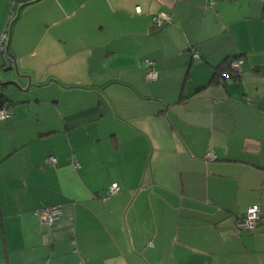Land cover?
<instances>
[{"label":"crops","instance_id":"crops-1","mask_svg":"<svg viewBox=\"0 0 264 264\" xmlns=\"http://www.w3.org/2000/svg\"><path fill=\"white\" fill-rule=\"evenodd\" d=\"M7 23L0 264H264V0H0Z\"/></svg>","mask_w":264,"mask_h":264},{"label":"built area","instance_id":"built-area-1","mask_svg":"<svg viewBox=\"0 0 264 264\" xmlns=\"http://www.w3.org/2000/svg\"><path fill=\"white\" fill-rule=\"evenodd\" d=\"M216 0H205L207 5L212 6ZM135 11L140 13V8H136ZM14 16V13H11V18ZM10 19V17H9ZM171 18L165 14H157L152 17V25L154 28H161L165 23H168ZM9 32L10 24L7 23L2 34L0 35V56L5 61L6 66H13L14 60L8 55L7 44L9 41ZM243 61L242 59H236L230 63L229 69L223 73L224 80H232L239 78ZM145 66L150 69L147 71L145 78L147 81L157 80V73L154 70H151L152 63L150 61H145ZM1 94V90H0ZM10 104L4 102L0 105V121H4L10 117ZM206 160H214L215 156L211 153H207L205 156ZM49 164L55 165L56 158L50 157L48 159ZM73 168H78L77 163L72 164ZM119 193V187L117 184H111L107 191L105 192V197H112ZM63 208L60 205L51 206L48 208L41 209L36 212V217L38 220L47 228H53L62 216ZM262 221L261 210L258 205H253L249 207L246 211V214L237 220L236 227L239 230L254 231L256 230ZM148 246H152V242L148 243ZM79 264H85L80 261Z\"/></svg>","mask_w":264,"mask_h":264},{"label":"trees","instance_id":"trees-1","mask_svg":"<svg viewBox=\"0 0 264 264\" xmlns=\"http://www.w3.org/2000/svg\"><path fill=\"white\" fill-rule=\"evenodd\" d=\"M236 59H229L227 62H224L221 64L219 67L215 69L214 75H213V82L220 83V82H225L226 80L223 79V73L226 72L229 69L230 63ZM4 102H7L4 100L2 95L0 94V105ZM75 163V162H74ZM63 208V207H62ZM261 224V223H260Z\"/></svg>","mask_w":264,"mask_h":264},{"label":"water","instance_id":"water-1","mask_svg":"<svg viewBox=\"0 0 264 264\" xmlns=\"http://www.w3.org/2000/svg\"><path fill=\"white\" fill-rule=\"evenodd\" d=\"M15 70V68L12 66H8L6 69H4V71L3 72H9V71H14ZM16 71V70H15ZM14 71V72H15ZM16 75L18 76L19 74L17 73V71H16ZM4 85H14V86H16V87H19L18 86V84H17V82H15L14 80H11V81H9V82H7V83H5Z\"/></svg>","mask_w":264,"mask_h":264}]
</instances>
